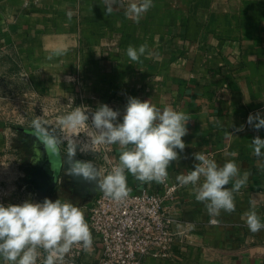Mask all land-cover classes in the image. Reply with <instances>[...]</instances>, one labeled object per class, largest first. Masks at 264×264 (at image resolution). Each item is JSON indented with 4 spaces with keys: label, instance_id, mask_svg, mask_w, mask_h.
Masks as SVG:
<instances>
[{
    "label": "crops",
    "instance_id": "1",
    "mask_svg": "<svg viewBox=\"0 0 264 264\" xmlns=\"http://www.w3.org/2000/svg\"><path fill=\"white\" fill-rule=\"evenodd\" d=\"M153 5L136 23L120 7L106 14L104 0H0V48L14 49L38 90L72 99V107L87 113L107 104L122 122L128 98L135 97L187 114L186 147L177 149L170 182L194 170L196 152L212 153L218 166L232 160L241 175L250 174L234 194L235 211L222 210L216 225L191 186H180L171 214L174 232L185 238L176 236L170 258L145 264H264V229L252 233L242 219L255 200L264 223V156L257 158L250 147L254 137L264 139V129L247 124L249 114L264 116V0H153ZM144 43L145 55L131 61L128 46ZM57 50L63 54L55 55ZM241 125L244 131H235ZM9 133L0 126V203L62 199L80 207L87 219L101 190L98 181L69 174L70 163L91 161L102 180L101 158L107 154L118 164L119 146L102 144L98 153L75 154L69 161L65 149L47 153L37 137ZM126 175L133 192L159 186ZM91 234L92 247L80 264H96L100 257L99 241ZM43 258L42 253L37 264Z\"/></svg>",
    "mask_w": 264,
    "mask_h": 264
},
{
    "label": "clouds",
    "instance_id": "2",
    "mask_svg": "<svg viewBox=\"0 0 264 264\" xmlns=\"http://www.w3.org/2000/svg\"><path fill=\"white\" fill-rule=\"evenodd\" d=\"M104 3L106 14L110 15L114 8L120 7L124 9V15L136 23L154 6L153 0H140L127 6L123 0H119L116 6L114 0H104ZM72 15L71 12L67 13L69 20ZM147 49V43L138 48L129 45L126 54L131 61L139 62ZM54 54L62 55L63 52L57 50ZM147 55L150 57L152 53L148 52ZM87 111L75 107L62 117L60 123L65 133L71 135L78 128L89 126ZM119 116V111L101 104L92 112L90 126L95 132L91 143L119 146L118 164L102 180L91 161L71 162L68 170L69 174L87 181H98L104 195L116 201L127 198L131 192L126 173L141 184L153 181L164 184L168 180L171 163L179 159L177 149L183 152L186 147L182 138L188 134L186 125L190 120L187 114L171 106L160 109L149 100L141 101L135 97L128 98L122 122H118ZM247 124L257 131L264 129V116L259 112L249 114ZM31 127L32 134L45 146L47 153H58L61 141L46 127L41 117H36ZM235 131H244V125ZM250 147L257 158L264 156V139L254 137ZM75 154L73 142L67 153L69 161ZM230 155L235 156L236 153ZM193 156L198 161L194 170L178 174L176 181L181 187L191 186L195 200L203 203L208 215L213 217L209 222L216 225L219 221L214 218L222 210L227 213L235 211L234 194L247 185L250 174L244 172L241 175L238 165L232 160L218 166L214 159L204 153L196 152ZM230 183L231 188L227 187ZM250 205V210L244 213L242 219H245L248 229L256 233L264 229V223L257 214L255 200L250 201ZM92 244V234L84 213L72 202L62 199L53 202L45 198L42 203L31 200L7 206L0 203V258L5 264H37L42 253L44 258L41 264H65V257L74 245H82L87 251Z\"/></svg>",
    "mask_w": 264,
    "mask_h": 264
},
{
    "label": "built area",
    "instance_id": "3",
    "mask_svg": "<svg viewBox=\"0 0 264 264\" xmlns=\"http://www.w3.org/2000/svg\"><path fill=\"white\" fill-rule=\"evenodd\" d=\"M204 154L212 159V153ZM116 165L107 154L102 156V179ZM179 188L168 179L156 188L131 191L121 201L106 197L101 191L86 219L100 245L96 264H145L147 259L170 258L174 239L182 235V232H174L171 214ZM182 236L185 238L184 234ZM83 252L82 245H74L65 257V264H80Z\"/></svg>",
    "mask_w": 264,
    "mask_h": 264
},
{
    "label": "rangeland",
    "instance_id": "4",
    "mask_svg": "<svg viewBox=\"0 0 264 264\" xmlns=\"http://www.w3.org/2000/svg\"><path fill=\"white\" fill-rule=\"evenodd\" d=\"M14 53V49L0 48V126L10 128V137L17 134H20L19 139L35 137L31 122L39 116L60 139L59 149L69 151L74 142L76 154L103 150L102 144L91 143V137L95 135L90 127L92 112L86 113L89 126L80 127L71 135L65 133L60 121L74 110L73 100L53 98L46 90H38L29 69L20 65Z\"/></svg>",
    "mask_w": 264,
    "mask_h": 264
},
{
    "label": "water",
    "instance_id": "5",
    "mask_svg": "<svg viewBox=\"0 0 264 264\" xmlns=\"http://www.w3.org/2000/svg\"><path fill=\"white\" fill-rule=\"evenodd\" d=\"M89 154H92L93 155V153H89Z\"/></svg>",
    "mask_w": 264,
    "mask_h": 264
}]
</instances>
